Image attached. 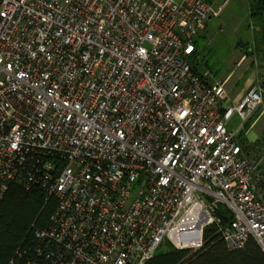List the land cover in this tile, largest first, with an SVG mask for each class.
<instances>
[{
    "label": "built area",
    "instance_id": "obj_1",
    "mask_svg": "<svg viewBox=\"0 0 264 264\" xmlns=\"http://www.w3.org/2000/svg\"><path fill=\"white\" fill-rule=\"evenodd\" d=\"M230 1L0 0V202L55 200L27 264H146L211 225L264 251V140L240 137L263 91L188 61Z\"/></svg>",
    "mask_w": 264,
    "mask_h": 264
},
{
    "label": "trees",
    "instance_id": "obj_2",
    "mask_svg": "<svg viewBox=\"0 0 264 264\" xmlns=\"http://www.w3.org/2000/svg\"><path fill=\"white\" fill-rule=\"evenodd\" d=\"M246 5V32L238 40L237 46L246 54L256 56L264 71V0H246ZM204 38L208 42L209 38ZM198 41L197 38L195 51L188 56L191 69L206 82L215 80L218 72L206 58L204 45L200 46ZM206 71L211 76H205ZM261 85L264 88V80ZM54 208L55 200H45L40 189H26L18 181L10 182L8 191L0 202V264H27L29 260L43 258L35 252V248L42 244L35 238L34 230L50 224ZM219 211L223 214L224 223L232 218L226 208L220 207ZM204 240L201 249L192 251L172 247L166 252H157L146 264H264V251L252 238L245 247L230 249L217 226L211 225L205 230Z\"/></svg>",
    "mask_w": 264,
    "mask_h": 264
},
{
    "label": "rangeland",
    "instance_id": "obj_3",
    "mask_svg": "<svg viewBox=\"0 0 264 264\" xmlns=\"http://www.w3.org/2000/svg\"><path fill=\"white\" fill-rule=\"evenodd\" d=\"M239 4L238 0H231L223 14L218 18H213L198 38L200 46L204 45L206 58L212 64L213 69L218 72L214 79L228 80L227 90L231 100H237L255 85L260 87L264 93L261 85L264 80V71L260 67V61L256 56L246 54L242 48L237 46L238 40H241L246 32L245 25L248 19L246 0H239ZM204 37L209 38L208 42ZM201 69L204 70L203 67ZM209 74L211 76L210 72ZM236 119L234 127L241 123L238 116ZM248 123L240 136L242 141L257 140L260 142L264 140V95L263 103ZM172 247L169 241H165L158 252H166Z\"/></svg>",
    "mask_w": 264,
    "mask_h": 264
},
{
    "label": "crops",
    "instance_id": "obj_4",
    "mask_svg": "<svg viewBox=\"0 0 264 264\" xmlns=\"http://www.w3.org/2000/svg\"><path fill=\"white\" fill-rule=\"evenodd\" d=\"M242 96H240L239 98H241ZM239 98H237V100L239 99ZM236 100V99H235Z\"/></svg>",
    "mask_w": 264,
    "mask_h": 264
}]
</instances>
